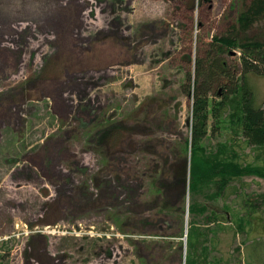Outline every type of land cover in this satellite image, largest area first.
Returning <instances> with one entry per match:
<instances>
[{
  "label": "rangeland",
  "instance_id": "rangeland-1",
  "mask_svg": "<svg viewBox=\"0 0 264 264\" xmlns=\"http://www.w3.org/2000/svg\"><path fill=\"white\" fill-rule=\"evenodd\" d=\"M250 1L0 0L3 264H186L189 229L198 264H264V178L190 191L186 149L198 59L240 62L216 37ZM232 111L201 146L262 163Z\"/></svg>",
  "mask_w": 264,
  "mask_h": 264
},
{
  "label": "trees",
  "instance_id": "trees-1",
  "mask_svg": "<svg viewBox=\"0 0 264 264\" xmlns=\"http://www.w3.org/2000/svg\"><path fill=\"white\" fill-rule=\"evenodd\" d=\"M240 14L238 28L234 26L230 34L216 37V41L227 49L232 47L241 49L240 62H233V65H230L223 57H216L210 64L198 59L196 65L197 80L194 84L197 86L195 85L194 92L192 136L187 140L186 148H191L190 191L192 187L198 185V182L214 183L222 192L234 178L247 175L264 178V103L256 104L253 88L247 82L251 73L264 76V0H251L247 4L245 2ZM214 85L223 86L222 92L213 91L222 99L216 103L209 100V93L214 90ZM228 103H231L233 109L229 115L231 122L237 124L245 142L257 152L256 160L262 163L244 165L238 160L241 156L235 152L231 155L227 146L210 153L201 146V139L208 133L209 112L221 116L223 106ZM102 134L104 138L108 137L110 128L104 129ZM183 180L182 176L179 181ZM260 196L264 202V194ZM250 206L254 209L257 207L255 203L253 205L250 203ZM196 208L194 204L190 205V213ZM202 209L204 207L200 210ZM247 217L245 219L243 216L240 218L241 221L239 220L242 230L243 222H247L248 219L251 221V213ZM188 234L189 249L194 250L197 240L193 241V238H197L200 234L192 229H189ZM191 250L186 256V264H198ZM5 256L6 254H0V264H3L2 258Z\"/></svg>",
  "mask_w": 264,
  "mask_h": 264
},
{
  "label": "crops",
  "instance_id": "crops-1",
  "mask_svg": "<svg viewBox=\"0 0 264 264\" xmlns=\"http://www.w3.org/2000/svg\"><path fill=\"white\" fill-rule=\"evenodd\" d=\"M262 103H264V101ZM262 103H260V104H262Z\"/></svg>",
  "mask_w": 264,
  "mask_h": 264
},
{
  "label": "water",
  "instance_id": "water-1",
  "mask_svg": "<svg viewBox=\"0 0 264 264\" xmlns=\"http://www.w3.org/2000/svg\"><path fill=\"white\" fill-rule=\"evenodd\" d=\"M185 259H186V257H185Z\"/></svg>",
  "mask_w": 264,
  "mask_h": 264
}]
</instances>
